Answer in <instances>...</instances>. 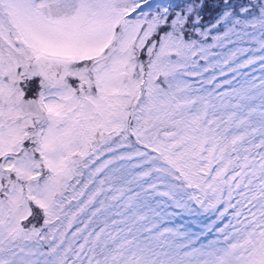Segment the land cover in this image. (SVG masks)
I'll return each instance as SVG.
<instances>
[{"label":"snow or ice","instance_id":"snow-or-ice-1","mask_svg":"<svg viewBox=\"0 0 264 264\" xmlns=\"http://www.w3.org/2000/svg\"><path fill=\"white\" fill-rule=\"evenodd\" d=\"M0 264H264V0H0Z\"/></svg>","mask_w":264,"mask_h":264}]
</instances>
